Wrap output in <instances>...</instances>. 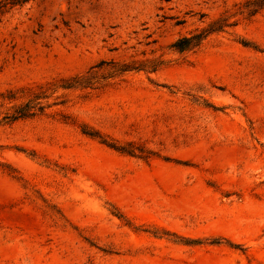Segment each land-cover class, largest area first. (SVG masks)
<instances>
[{
	"label": "rangeland",
	"instance_id": "1",
	"mask_svg": "<svg viewBox=\"0 0 264 264\" xmlns=\"http://www.w3.org/2000/svg\"><path fill=\"white\" fill-rule=\"evenodd\" d=\"M0 264H264V0L4 13Z\"/></svg>",
	"mask_w": 264,
	"mask_h": 264
},
{
	"label": "trees",
	"instance_id": "2",
	"mask_svg": "<svg viewBox=\"0 0 264 264\" xmlns=\"http://www.w3.org/2000/svg\"><path fill=\"white\" fill-rule=\"evenodd\" d=\"M27 1H29V0H0V18H1V16L4 13H6L7 11H9L13 7H15V6H21L24 3H26ZM200 38H201L200 35H198V36H195V37H193L191 39H182L181 41H179L178 43H176V47L179 50H185V49H187L191 45L192 42L199 41ZM195 45H197V43L193 44V46H195ZM22 116H25V115L24 114H20V115H17V116H12L11 117V120L14 121L17 118H20Z\"/></svg>",
	"mask_w": 264,
	"mask_h": 264
}]
</instances>
